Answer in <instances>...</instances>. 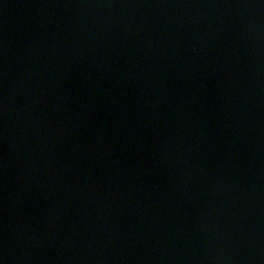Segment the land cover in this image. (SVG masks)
Segmentation results:
<instances>
[{"label": "water", "instance_id": "water-1", "mask_svg": "<svg viewBox=\"0 0 264 264\" xmlns=\"http://www.w3.org/2000/svg\"><path fill=\"white\" fill-rule=\"evenodd\" d=\"M0 264H264V0H0Z\"/></svg>", "mask_w": 264, "mask_h": 264}]
</instances>
